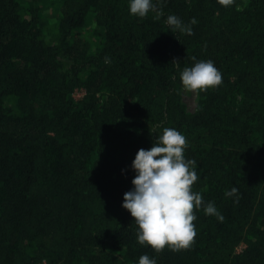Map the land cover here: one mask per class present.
Listing matches in <instances>:
<instances>
[{
	"label": "trees",
	"instance_id": "16d2710c",
	"mask_svg": "<svg viewBox=\"0 0 264 264\" xmlns=\"http://www.w3.org/2000/svg\"><path fill=\"white\" fill-rule=\"evenodd\" d=\"M27 2L0 0V264H264V0H159L158 19L128 0H56L50 39ZM170 14L195 17L192 33ZM193 58L222 82L189 111ZM164 127L186 137L192 190L224 219L194 208L191 245L156 252L122 201Z\"/></svg>",
	"mask_w": 264,
	"mask_h": 264
},
{
	"label": "clouds",
	"instance_id": "9594fccd",
	"mask_svg": "<svg viewBox=\"0 0 264 264\" xmlns=\"http://www.w3.org/2000/svg\"><path fill=\"white\" fill-rule=\"evenodd\" d=\"M159 0H128L131 15L143 18L154 12L155 19L162 14L157 7ZM223 6L233 0H218ZM167 24L175 30L191 34L195 17L185 24L177 15L170 14ZM195 60V58H193ZM184 91H204L222 82V74L211 59L195 60L180 72ZM186 137L176 128L164 127L148 149L140 148L131 162L135 175L132 187L123 194L122 207L127 209L137 225L136 239L140 245L150 246L159 252L167 246L171 250L187 248L196 235L194 208L203 206L206 215L223 220L212 201L204 202L202 194L192 190L198 179L195 161L184 155ZM238 189L233 186L225 192L233 196ZM137 264H157L155 257L141 254Z\"/></svg>",
	"mask_w": 264,
	"mask_h": 264
},
{
	"label": "rangeland",
	"instance_id": "374dc122",
	"mask_svg": "<svg viewBox=\"0 0 264 264\" xmlns=\"http://www.w3.org/2000/svg\"><path fill=\"white\" fill-rule=\"evenodd\" d=\"M56 0H28L27 5H33L32 10H35L37 14L40 15L45 21V35L48 39L52 37V32L54 31V21L57 13ZM91 27V26H90ZM84 94L83 90L74 93V98L79 100ZM183 101L187 106L189 111H194L197 106L198 101V90L197 91H183ZM244 245H241L238 251L240 252Z\"/></svg>",
	"mask_w": 264,
	"mask_h": 264
}]
</instances>
